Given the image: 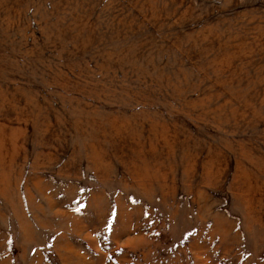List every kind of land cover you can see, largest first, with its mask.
<instances>
[{"label":"rangeland","instance_id":"374dc122","mask_svg":"<svg viewBox=\"0 0 264 264\" xmlns=\"http://www.w3.org/2000/svg\"><path fill=\"white\" fill-rule=\"evenodd\" d=\"M0 264H264V0H0Z\"/></svg>","mask_w":264,"mask_h":264}]
</instances>
